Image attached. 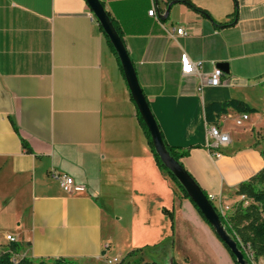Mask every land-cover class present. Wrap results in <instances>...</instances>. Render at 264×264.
I'll return each mask as SVG.
<instances>
[{"label":"crops","instance_id":"0c3cea01","mask_svg":"<svg viewBox=\"0 0 264 264\" xmlns=\"http://www.w3.org/2000/svg\"><path fill=\"white\" fill-rule=\"evenodd\" d=\"M101 1L165 141L189 150L182 164L208 195L227 198L264 168V0H189L200 10L157 0L155 16L153 0ZM178 27L189 35L169 34ZM184 52L203 61L200 74H182ZM221 62L229 68L221 84H206ZM231 98L257 111L242 125L234 109L218 118L231 142L216 157L204 106ZM54 171L84 190L65 192ZM175 185L155 161L88 2L0 0V243H9L7 235L22 243L13 258L108 264L137 248L170 244L178 259L183 239L207 264H235Z\"/></svg>","mask_w":264,"mask_h":264},{"label":"trees","instance_id":"16d2710c","mask_svg":"<svg viewBox=\"0 0 264 264\" xmlns=\"http://www.w3.org/2000/svg\"><path fill=\"white\" fill-rule=\"evenodd\" d=\"M176 1L185 2L192 8L196 10H200L189 0H176ZM111 19L117 31L119 32L120 36L122 37L120 29L115 24L112 17ZM236 20L237 17L235 12L232 23L235 22ZM99 26L103 31L106 42L110 45L112 50L117 55L114 46L110 42L108 36L104 32L100 23ZM119 64L121 66V69L123 70L120 60H119ZM229 109H234L237 112L247 113V114L254 113L257 111L256 108L250 106L248 103L234 98L224 101H214V102L206 103L204 106V112H205V119L207 124L216 125L218 118L226 114ZM137 115L141 126L145 130V133L149 141V145L151 147L157 165L165 174H167L168 176L171 177V179H173L175 184L183 193L184 197L189 199L193 203L198 213L204 219L203 215L198 210L195 203L188 196L184 187L180 184V182L177 180L174 174L164 165L159 155L156 153L150 133L138 110H137ZM15 129L16 131H18L16 125H15ZM164 142L166 144V148L169 151L170 155L174 157L175 160L179 161V163L183 166L181 159L189 154V150L188 149L181 150L179 149V147L171 146L165 141V139ZM23 146L28 152H31V148L24 140H23ZM204 193L208 197V194L205 191ZM235 195L244 196L246 199H249L250 202L247 205H244V203L241 201L238 207L235 209V211L230 215L223 214L219 212L216 207L215 208L219 213L221 221L224 224L225 228L227 229L228 233L237 241L238 247L243 252L246 260L249 262V264H254V262L257 263L260 258L264 257V168L260 170L257 174H255L253 177H251L248 181H244L240 183L235 190ZM163 211L166 215H168L171 219H173V215L170 211H168L167 209H163ZM224 246L226 247L225 244ZM149 248L152 247L144 246L141 248L134 249L129 253H127L125 257L121 260V262H123L126 259L132 258L133 264H141L142 256H139V254L146 252ZM21 249H22V243L16 241H9V244L3 247V251L0 254V264H77L75 261L63 256L56 257L53 259L38 260V261H35L29 257H23L17 261L13 257L15 254H18L21 251ZM227 250L229 251L234 263L238 264L236 262L235 256L230 252L228 248ZM247 251H249L250 254ZM173 264H177V263L174 262Z\"/></svg>","mask_w":264,"mask_h":264},{"label":"water","instance_id":"95a60500","mask_svg":"<svg viewBox=\"0 0 264 264\" xmlns=\"http://www.w3.org/2000/svg\"><path fill=\"white\" fill-rule=\"evenodd\" d=\"M86 1L117 52L132 98L150 133L156 153L159 155L164 165L174 174L180 184L184 187L188 196L195 203L205 221L211 226L218 238L235 256L236 262L238 264H249L244 257L243 252L238 247L237 241L228 233L222 223L215 205L209 200L201 186L189 174L185 167H183L179 161L175 160L167 150L161 129L140 84L134 63L129 55L123 38L117 31L104 4L101 0ZM218 66L225 73L229 72L227 62L218 63Z\"/></svg>","mask_w":264,"mask_h":264},{"label":"built area","instance_id":"2783aa9c","mask_svg":"<svg viewBox=\"0 0 264 264\" xmlns=\"http://www.w3.org/2000/svg\"><path fill=\"white\" fill-rule=\"evenodd\" d=\"M154 4L152 9L149 11V15L155 16L157 14L156 8V0H153ZM174 37L175 34L181 36H188L189 31L185 27H178L177 29H173L169 33ZM181 72L185 76H189L192 74H200L201 68L203 66V61H193L187 53H182L181 59ZM223 75V70L219 67L214 68L208 79H206V84L210 86H219L221 84V77ZM202 89V87H201ZM248 118L247 113H241L236 120L237 125H242L244 121ZM231 142L230 135L228 133L222 132L220 127L214 124H208L207 126V146L212 151L213 155L216 157H220L223 154V149L228 146ZM52 176L60 180L61 187L67 193H74L77 191L84 190V186L78 184L73 177L66 173H59L54 171ZM209 200L215 205L216 208L219 209L221 213L224 214L221 200L215 194L208 195ZM7 240L14 241V237L11 235H7ZM108 245H106V249H108ZM116 260V258L112 260H108V264H112V262Z\"/></svg>","mask_w":264,"mask_h":264},{"label":"rangeland","instance_id":"374dc122","mask_svg":"<svg viewBox=\"0 0 264 264\" xmlns=\"http://www.w3.org/2000/svg\"><path fill=\"white\" fill-rule=\"evenodd\" d=\"M175 191L178 194H181L183 198H185L183 193L179 191L176 185H175ZM241 201L244 203V205H247L250 202V200L246 199L244 196L235 195V192H232L227 198L222 199L221 205L224 214L226 215L232 214ZM217 210L219 211L218 208ZM1 237L2 235L0 234V240ZM188 245H190L188 241L184 244L183 239L180 240L178 246L176 247L179 248L176 250V256L180 257L178 259L175 257V247L174 248L173 246L171 247L170 244H166L160 248H151L146 252L139 254V256H142L141 264H173L174 262H176L177 264H207L203 260H201L200 254L196 253L195 251H190V249L187 247ZM4 246L5 245H3V243H0L1 248H3ZM185 252H189V254L191 255V260H190V256ZM247 252L250 254L249 251ZM124 257L125 255L116 258L115 261L113 260L114 262H112V264H133L132 258L126 259L123 262H121V260ZM175 259L177 261H175ZM254 264H264V257L262 259L260 258L257 263L254 262Z\"/></svg>","mask_w":264,"mask_h":264}]
</instances>
